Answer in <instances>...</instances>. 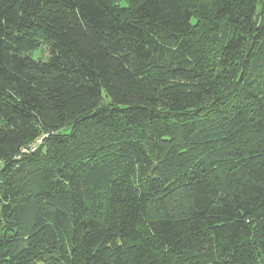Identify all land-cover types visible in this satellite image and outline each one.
<instances>
[{"label":"trees","instance_id":"1","mask_svg":"<svg viewBox=\"0 0 264 264\" xmlns=\"http://www.w3.org/2000/svg\"><path fill=\"white\" fill-rule=\"evenodd\" d=\"M0 264H264V0H0Z\"/></svg>","mask_w":264,"mask_h":264},{"label":"rangeland","instance_id":"2","mask_svg":"<svg viewBox=\"0 0 264 264\" xmlns=\"http://www.w3.org/2000/svg\"><path fill=\"white\" fill-rule=\"evenodd\" d=\"M31 56L34 57V58H39V59L47 58V56H48V47L45 46V45H42V46L34 49L33 51H31Z\"/></svg>","mask_w":264,"mask_h":264},{"label":"built area","instance_id":"3","mask_svg":"<svg viewBox=\"0 0 264 264\" xmlns=\"http://www.w3.org/2000/svg\"><path fill=\"white\" fill-rule=\"evenodd\" d=\"M41 143V138H37L34 142L30 143L27 147L23 148L22 152H32L36 149L37 145Z\"/></svg>","mask_w":264,"mask_h":264}]
</instances>
